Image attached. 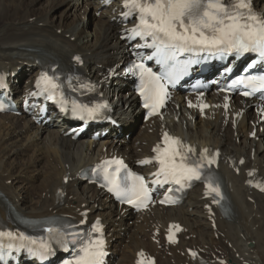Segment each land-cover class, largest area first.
Returning a JSON list of instances; mask_svg holds the SVG:
<instances>
[{"label":"bare ground","instance_id":"obj_1","mask_svg":"<svg viewBox=\"0 0 264 264\" xmlns=\"http://www.w3.org/2000/svg\"><path fill=\"white\" fill-rule=\"evenodd\" d=\"M67 1H75L74 11L101 9L92 0H48L39 8L38 0H0V72L14 76L9 81L15 91L17 86H30L38 70L36 60L78 68L115 103L117 127L105 125L108 134L99 141L87 136L62 141L55 139L56 130L44 136L45 128H35L25 118L0 115V217L5 220L13 210L27 218L58 215L86 225L97 220L111 250L109 264H134L141 253L153 257L155 264H264V192L248 185L253 181L264 187V124H257L261 107L233 98L225 110L222 95L214 90L205 97H188L189 101L176 95L163 120L142 124L139 135L125 142L123 130L138 120L140 111L131 94H116L124 82L107 78L127 57L115 22L119 0L100 12L90 32L58 20L57 16L67 18L68 8L55 12ZM252 6L264 14V0H252ZM200 103L207 105L203 112L194 108ZM165 133L196 153L218 152L217 168L231 211L227 219L218 215L201 188L191 190L179 207L153 206L132 215L118 210L101 190L78 180L81 168L104 159L117 156L134 163L150 156ZM172 223L183 231L177 244H166L164 234ZM188 250L204 262L191 259Z\"/></svg>","mask_w":264,"mask_h":264},{"label":"snow or ice","instance_id":"obj_2","mask_svg":"<svg viewBox=\"0 0 264 264\" xmlns=\"http://www.w3.org/2000/svg\"><path fill=\"white\" fill-rule=\"evenodd\" d=\"M124 7L128 9L123 13L125 18L135 15L139 20L137 27L132 29L133 36L151 37L153 43L146 46L156 48L158 62L162 64L169 58L174 59L175 52L185 50L234 52L238 56L251 52L257 54L264 62V17H258L252 11L250 0H234L231 3L225 0H125ZM138 67L142 69L140 94L145 101L144 107L149 108L150 114H153L162 106L166 95L164 86L160 83L164 77L156 76L142 65ZM167 78L171 79V76ZM41 79L52 89L58 87L47 74ZM234 83L250 89L242 93L244 96L264 91V76H249ZM164 144V148L158 145L153 149L156 153L153 159L159 165L158 171L154 173L157 177L155 182L158 184L172 182L183 187L184 182L201 179L205 160L209 165L215 162V157L208 158L205 155L200 159L191 158L188 153L194 154L195 149L183 145L167 133L164 134ZM204 152L207 153L208 150L204 149ZM140 163L148 164L152 163V160ZM112 164L120 167L110 173L108 169ZM121 167L125 166L119 160L105 161L103 165L98 166L105 174L104 186L108 187L109 191H114L122 202L132 204L138 209L146 207L150 193L144 177L128 172L124 180L118 183L116 177ZM207 183L210 191L219 196V185L213 184L211 180ZM261 191H264V187ZM161 202L169 201L166 198ZM175 227L179 230L178 226ZM46 231L52 233L57 230L49 227ZM94 231L99 232V227H95ZM3 235L12 234L0 233V236ZM20 238L29 240L32 244L37 243L36 240L23 235ZM169 240L175 242L172 236H169ZM103 243L102 239L89 242L80 249L75 261H69L68 264H100V258L104 254ZM39 247L41 257L50 252V246L44 241L39 242Z\"/></svg>","mask_w":264,"mask_h":264},{"label":"rangeland","instance_id":"obj_3","mask_svg":"<svg viewBox=\"0 0 264 264\" xmlns=\"http://www.w3.org/2000/svg\"><path fill=\"white\" fill-rule=\"evenodd\" d=\"M47 2L48 0H38L37 2V7L36 8H39V7H46L47 6ZM74 3L75 1H67L63 6H58L57 9H56V13H60L61 11L65 10L68 8V13H67V18L65 19L64 17H58V20L61 19V21H64L66 24H70L72 27L75 26V28H77L78 30H80V28L84 27L85 30L87 31H91L94 27V23H96L97 21L100 20L101 18V14L100 12L102 10H97L92 12L90 9H88L87 11L84 10V9H80V10H75L74 11V8H72L74 6ZM65 19V20H63ZM55 20V19H54ZM198 117V116H196ZM195 117V122L197 124V126H199L200 128H202L201 126L203 124H201L200 120H197ZM200 119V118H199ZM126 131L125 129L123 130V138L125 140V142H131V140H134L140 133V129H141V125H140V122H136V123H132V125L129 127H126ZM49 132V131H47ZM52 132V131H50ZM125 132V133H124ZM30 133H34V129H32L30 131ZM47 135H52V133L50 134H46L44 133V136H47ZM30 198H33V196H31ZM131 225V223L129 224ZM122 236V234H121ZM155 242V241H154Z\"/></svg>","mask_w":264,"mask_h":264}]
</instances>
